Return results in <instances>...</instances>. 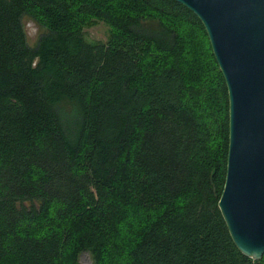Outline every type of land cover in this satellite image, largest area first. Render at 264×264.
I'll return each instance as SVG.
<instances>
[{"label": "trees", "instance_id": "16d2710c", "mask_svg": "<svg viewBox=\"0 0 264 264\" xmlns=\"http://www.w3.org/2000/svg\"><path fill=\"white\" fill-rule=\"evenodd\" d=\"M227 148L226 85L181 4L0 0V264H264L218 209Z\"/></svg>", "mask_w": 264, "mask_h": 264}, {"label": "water", "instance_id": "95a60500", "mask_svg": "<svg viewBox=\"0 0 264 264\" xmlns=\"http://www.w3.org/2000/svg\"><path fill=\"white\" fill-rule=\"evenodd\" d=\"M202 23L228 98L218 209L236 248L264 254V0H174Z\"/></svg>", "mask_w": 264, "mask_h": 264}, {"label": "rangeland", "instance_id": "374dc122", "mask_svg": "<svg viewBox=\"0 0 264 264\" xmlns=\"http://www.w3.org/2000/svg\"><path fill=\"white\" fill-rule=\"evenodd\" d=\"M24 31L29 46L34 47L38 41L39 36L44 32V29L35 21L24 17L22 19ZM84 33L87 39L93 41H106L110 34V27L103 21L94 20L91 23L84 25ZM119 240V239H118ZM80 264H92L91 255L85 251L79 256Z\"/></svg>", "mask_w": 264, "mask_h": 264}]
</instances>
